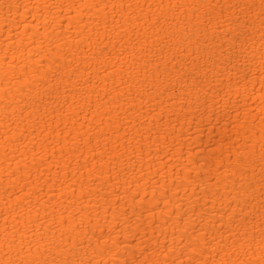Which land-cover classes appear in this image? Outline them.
<instances>
[{
	"label": "bare ground",
	"instance_id": "6f19581e",
	"mask_svg": "<svg viewBox=\"0 0 264 264\" xmlns=\"http://www.w3.org/2000/svg\"><path fill=\"white\" fill-rule=\"evenodd\" d=\"M0 264H264V0H0Z\"/></svg>",
	"mask_w": 264,
	"mask_h": 264
}]
</instances>
